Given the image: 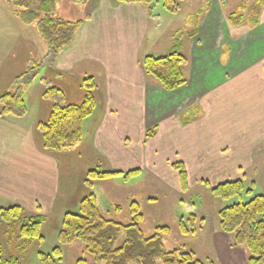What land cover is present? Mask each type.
Returning <instances> with one entry per match:
<instances>
[{"label":"crops","instance_id":"obj_1","mask_svg":"<svg viewBox=\"0 0 264 264\" xmlns=\"http://www.w3.org/2000/svg\"><path fill=\"white\" fill-rule=\"evenodd\" d=\"M210 8L211 5L200 16L196 35L186 37L193 49L198 50L187 68L192 73L197 72V79L190 78L184 87L171 93L172 98L186 94L184 97H188L192 103L190 109L178 113L177 120L171 113L156 120L153 125L155 115L151 114V108L154 107V95L151 90L154 85H150L144 74L141 66L143 56L140 55L141 47L150 43L146 39L151 17L142 5L95 0L89 16L91 21L82 22L72 43L59 51L53 61L54 71L60 74H67L83 64H97L95 71L101 74L105 123L97 130V146L100 142L101 150L96 148L95 152L102 157L115 159L120 171H141L138 167L143 166H139L137 160L138 146L145 143V133L152 126L155 133L150 141L164 145V148L148 147L146 151L149 153L146 164L157 177L169 175L170 180H176L179 184L178 173L172 170V165L176 163L184 166L187 179L189 174L190 180L216 183L215 186L235 181L244 184L245 176L250 173L249 170L247 172L249 167H258L252 173L264 171V5L256 26L245 23L234 27L226 18V33L246 34L241 44L236 43V48L242 49L238 60L235 58L232 35L226 44L218 45L217 33L221 32L216 16H212V12L206 15ZM190 20L193 22L192 29L185 33L193 32L194 21L192 18ZM224 50L227 53L224 69H221L222 72L219 70L220 73L216 72L217 68L210 72L211 67L219 66L218 61ZM205 52L213 55L204 58L202 54ZM201 64L210 68L202 70ZM28 113L29 110L25 119ZM181 115L187 120L181 121ZM137 118L141 123L138 132H135L139 133V141L132 133L128 135L125 126ZM12 125L21 128V137L17 141L11 138L12 143L7 142L0 160L5 161L1 170L9 168L11 162L17 185L14 190L6 192L5 200V176L0 175V195H3L0 205L17 203L25 210L38 207L42 211L48 210L57 197V185L52 182L56 159L41 156L36 149L32 141L35 125L32 119ZM6 132L5 128V141L10 136ZM132 139L136 144L127 149ZM164 149L177 154V157L154 159L153 153L159 150L163 152ZM255 153L263 160H255ZM219 236L216 228L208 241L214 242L220 249L228 246L231 251L228 255L224 253V248L220 253L215 250L216 261L233 264L240 250L244 252L245 249L235 246L233 239Z\"/></svg>","mask_w":264,"mask_h":264},{"label":"rangeland","instance_id":"obj_2","mask_svg":"<svg viewBox=\"0 0 264 264\" xmlns=\"http://www.w3.org/2000/svg\"><path fill=\"white\" fill-rule=\"evenodd\" d=\"M10 1L0 0V96L6 92H14L19 87L18 91L23 94L29 113L28 118H24V120L11 116L0 118V154L5 152L7 142H13L10 140L11 138L17 141L21 137V128H15L12 124L18 125V123H25L27 119H32L35 122L32 141L36 149L40 152L41 156L56 159V172L53 173L55 175H53L52 182L57 185V197H55L54 205L48 207V210L42 211L41 208H36L35 210L26 208L23 215V219L34 218L38 215L44 217L45 221L41 230L43 240L40 242L18 240L17 232L21 222L11 227L0 222V246L3 250V256L6 260L11 258L16 259L18 264H41L38 254L51 253L52 249L58 246L63 253L62 264H75L79 259L86 260L87 264H96L93 258L84 251V246L81 242L75 241L71 245L63 246L58 244L57 234L61 228L65 213H76L79 201L89 192L84 185L86 173L90 170L105 172L120 171L115 159L102 157V155L100 156L95 152L96 148L101 150L100 142L99 147L97 146L96 135L99 131L98 129L105 123V115L102 114L103 102L100 91L101 74L95 71L97 64L94 66L92 64H83L67 74H60L54 71L51 61L52 56L47 44L39 37L35 26H25L20 23L13 13L14 9L11 7ZM208 1L211 8L206 15L212 12L211 15L216 16L215 19L219 24L221 32L217 33L218 45L220 46L221 43L226 44L225 42L232 35L233 39L231 40L235 42V58L238 60V57L242 55V49L240 47L236 48V43L241 44L244 38H246V34L226 33V18L236 10L240 3H248V6H250L256 0ZM260 1L264 3V0ZM94 2L95 0H57L53 16L71 23L79 21L86 23L90 20L89 16L92 13ZM205 4V0H186L181 3V10L177 15H170L164 11L160 1L156 2L152 10L151 20L148 21L149 29L147 31L146 42L150 43L141 47L140 55L143 56L141 61L147 55L155 57L164 55L170 50L175 40L182 43V53L188 62L191 59L193 60L198 50L195 51L193 49L190 40L186 39V37L180 39V34L192 29L193 22L190 20L191 18L187 19V17L204 7ZM177 32L179 34L175 38V33ZM212 55L213 53L206 52L202 54L204 58L206 56L210 58ZM226 55V50H224L222 58H219L218 61L219 66L211 69L212 67H205V65L201 64L203 65L202 70L210 68L211 72V70L217 68L216 72H219V70L222 72L221 69L225 67L224 60ZM36 65H39V67ZM187 68L188 63L184 67L185 79L190 80V78H194L196 80L197 72L192 73ZM25 71L28 73L23 78H19ZM192 74H195L194 77ZM89 77L94 79L97 87L95 93L96 109L93 116L84 122L82 142L75 145L69 151L60 154L43 151L40 146V136L36 130V124L46 121L53 104L52 100L42 98L45 87L52 86L62 91L63 99L61 96L54 98L60 104H80L84 98L82 82ZM148 81L150 85H154L151 90L154 95V107L151 108V114L155 115L153 125L156 120H160L169 114L171 115V113H173L174 119L177 120L178 113L181 110L190 109L192 103L188 97H184L186 94L183 97L176 96V98H172L171 93L173 92L162 90L160 85L153 79L148 78ZM181 116V121L187 120L184 115ZM140 125L141 123L138 118L131 124L125 125L129 131L128 135L132 133L136 141H139V133L135 134V132H138L137 129L140 128ZM152 127L149 130H154ZM5 128L7 130L6 134H10L9 137H6L7 141H5ZM153 134L150 138L153 137ZM150 138H146L145 143L138 146L140 150L137 160L139 166H143L138 167L141 169V171L139 170V174L130 177L126 181L123 178H112L94 182L95 187L93 191L102 209L106 210L105 218L124 226L129 225L132 219L130 206L135 202L138 204L143 217L140 228L145 238L153 236L157 228L166 227L169 229V233L161 234V237L168 251H192L196 253L198 259L204 264H220L216 261V251L217 253L223 252L224 248V253L229 255L231 249L228 246L226 248L223 246L220 249L217 244L215 245L214 242L208 241L209 235L217 228L219 237L232 239L231 235L224 234L220 230L217 212L226 206L236 203L238 199L233 198L223 201L213 197L210 190L203 184L207 181H199V179L190 180L189 174L186 191H182L180 181L178 184L176 180H170L169 175L163 177L154 175L146 164V160L149 159V153L146 151L148 147L164 148V145L163 143L157 144L156 142H152ZM136 141L134 139L129 141L127 149L135 146ZM256 153L254 155L255 160L257 158L261 159L262 156H256ZM150 156L152 157L151 154ZM153 156L154 159H163L165 156L164 160H170V157L175 158L177 154L164 149L163 152L159 150L153 153ZM1 161L0 175L5 176L6 184L4 190L6 193L16 188L17 183L14 181L16 173H13L15 170L11 162L9 168L1 170L2 165H5V161ZM257 168V166H254L247 169V172L249 170L250 173L245 176L244 184L246 188L252 189V196H264V171L252 173ZM172 170L175 171L174 169ZM175 172L177 173V171ZM215 184L209 183L210 186H215ZM6 195L7 193L5 194V200ZM249 199L247 196H243V201L247 202ZM0 202H3V195H0ZM13 205H17V203H4L0 205V208ZM189 210L198 219L196 232L194 234H183L179 227V220L183 217L182 220L185 221L188 212H190ZM201 219H204L202 226H200ZM123 238L124 236L121 235L117 243L118 245ZM243 251L240 250L233 264H245L248 252L246 249Z\"/></svg>","mask_w":264,"mask_h":264},{"label":"trees","instance_id":"obj_3","mask_svg":"<svg viewBox=\"0 0 264 264\" xmlns=\"http://www.w3.org/2000/svg\"><path fill=\"white\" fill-rule=\"evenodd\" d=\"M160 1L162 8L170 15H176L181 9V3L186 0H116L120 4H139L147 9L149 17L156 2ZM206 4L191 18L194 21L193 32L181 33L183 37L196 35L198 20L208 10ZM57 0H11L13 13L25 26H35L39 37L47 44L52 56V64L57 54L68 47L82 22L71 23L57 19L53 16ZM263 1H257L248 6L240 3L236 10L228 15L229 23L234 27L246 24L256 26L263 7ZM179 33H176V36ZM182 43L173 42L170 50L164 55L155 57L145 56L141 61L144 74L155 80L160 87L173 92L187 83L184 76V67L188 63L182 53ZM39 67V65H36ZM28 72L25 71L23 78ZM84 98L80 104H60L54 100L56 96L63 97L60 89L46 86L42 98L52 100L53 104L46 121L36 124L40 136V146L43 151L60 154L69 151L83 140L84 122L93 116L96 109L95 93L97 90L92 77L82 82ZM6 92L0 96V118L11 116L22 119L27 114V104L23 94L18 91ZM63 99V98H62ZM62 101V100H61ZM155 129V128H154ZM154 130L146 132L150 138ZM177 171L182 191H186L187 176L184 166L180 163L172 165ZM139 174L138 170L101 171L90 170L85 175V187L89 190L78 203L77 212H67L63 216L61 228L57 234L58 244L67 246L79 241L84 246V251L93 258L96 264H204L197 259L192 251H168L161 234L169 233L166 227L157 228L156 233L150 238H145L140 228L142 215L137 203L130 206L131 223L127 226L107 220L106 210L102 209L93 191L94 182L112 178H123L125 181ZM210 190L213 197L227 201L237 198V202L218 211L219 228L227 235H231L235 246L244 247L248 252L247 264H264V196L253 195L251 188H245L242 181L227 182L217 186L203 183ZM250 198L243 201V196ZM37 209H40L39 207ZM190 211V210H189ZM25 209L18 205L0 208V222L13 226L21 222L18 228L19 241H42V225L44 217L38 215L34 218H24ZM179 220V227L183 234L195 233L197 217L188 212L185 221ZM204 219L200 220V226ZM124 238L120 245V236ZM63 253L56 246L51 253L38 254L41 264H62ZM0 264H18L16 259H4L0 246ZM75 264H87L84 259H79Z\"/></svg>","mask_w":264,"mask_h":264}]
</instances>
